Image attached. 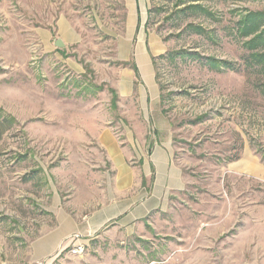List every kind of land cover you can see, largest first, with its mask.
I'll return each instance as SVG.
<instances>
[{"label":"rangeland","instance_id":"1","mask_svg":"<svg viewBox=\"0 0 264 264\" xmlns=\"http://www.w3.org/2000/svg\"><path fill=\"white\" fill-rule=\"evenodd\" d=\"M256 12L264 0H0V106L16 120L0 141V249L50 230L54 194L73 200L86 164L111 170L58 121L94 117L137 172L145 140H170L182 189L137 233L87 236L82 264H264V68H246L238 28ZM61 21L77 43L48 51Z\"/></svg>","mask_w":264,"mask_h":264},{"label":"crops","instance_id":"2","mask_svg":"<svg viewBox=\"0 0 264 264\" xmlns=\"http://www.w3.org/2000/svg\"><path fill=\"white\" fill-rule=\"evenodd\" d=\"M130 13H138L137 6L130 9ZM59 28L61 32L54 40L51 33L49 40L47 39L45 48L48 51L56 47L57 39H61L65 44L63 48L57 47L61 52L77 43L76 38H68L74 36L73 27L61 21ZM139 57L143 62L140 64L139 61H134L137 72L133 69L137 79L138 74H141L140 68L142 70L143 67L148 74L153 68L148 55L139 53ZM139 78L141 79V75ZM123 86L121 83L120 87ZM71 111L78 112L74 108ZM85 113L89 112L86 110ZM58 121H61L63 126L87 130L89 137L97 141L98 146L105 152L111 170L99 172L97 167L86 164V170L80 174L82 189L75 191L73 200L62 204L58 192L54 194L50 206L53 209L52 228L43 230L28 244L25 251L18 255L9 245H6L5 249L2 246L0 264H82L85 254L75 256L70 253L73 235H78L87 248V241L91 240L90 238H99L102 232L119 236L137 233L142 230L141 223L147 221L148 217L166 202V192L182 189L179 173L170 163V140L154 143L145 140L144 147L142 145V149L140 148L141 154L137 153L135 143L129 141L128 147H131L142 161V170L137 172L129 165L132 159L130 152L122 147L110 128L105 127L102 122L94 117L68 119L61 116ZM97 158L100 161L103 156Z\"/></svg>","mask_w":264,"mask_h":264},{"label":"trees","instance_id":"3","mask_svg":"<svg viewBox=\"0 0 264 264\" xmlns=\"http://www.w3.org/2000/svg\"><path fill=\"white\" fill-rule=\"evenodd\" d=\"M238 28L242 37L249 38L244 43L248 51L243 57L246 68H264V12L248 13L245 20L238 22ZM206 60L216 64L217 68L219 64L226 62L213 57H207ZM134 69L137 72L135 66ZM15 123L16 120L11 115L6 114L0 106V141L5 133L14 127ZM239 157L240 154L231 157L230 160L235 161Z\"/></svg>","mask_w":264,"mask_h":264},{"label":"built area","instance_id":"4","mask_svg":"<svg viewBox=\"0 0 264 264\" xmlns=\"http://www.w3.org/2000/svg\"><path fill=\"white\" fill-rule=\"evenodd\" d=\"M77 237V236H76ZM86 252L85 245L79 240V237L75 239L73 247L70 250V253L75 256H82Z\"/></svg>","mask_w":264,"mask_h":264},{"label":"water","instance_id":"5","mask_svg":"<svg viewBox=\"0 0 264 264\" xmlns=\"http://www.w3.org/2000/svg\"><path fill=\"white\" fill-rule=\"evenodd\" d=\"M55 46H57L58 48H63L65 46V44L61 39H57L55 41Z\"/></svg>","mask_w":264,"mask_h":264}]
</instances>
